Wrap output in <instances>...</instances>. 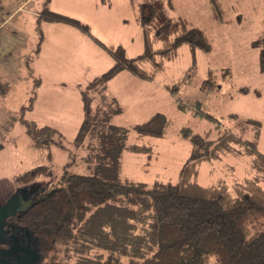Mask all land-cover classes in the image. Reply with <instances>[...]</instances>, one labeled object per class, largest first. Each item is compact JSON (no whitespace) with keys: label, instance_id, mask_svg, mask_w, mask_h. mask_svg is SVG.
Returning a JSON list of instances; mask_svg holds the SVG:
<instances>
[{"label":"trees","instance_id":"1","mask_svg":"<svg viewBox=\"0 0 264 264\" xmlns=\"http://www.w3.org/2000/svg\"><path fill=\"white\" fill-rule=\"evenodd\" d=\"M130 1L136 6L143 43L142 52L135 57L129 56L122 45H106L80 19L51 10L48 1L41 11L38 23H59L79 30L105 50L114 64L81 89L84 120L73 143L83 152L78 165L87 172L70 171L75 161L65 164L50 191L38 190L40 185L34 184L41 175L51 174L45 172L47 166H36L16 177L18 185L34 191L32 198L38 202L11 219L37 238L41 254L37 264H264L261 121L248 120L255 132L253 139L244 140L231 131L210 139L183 127L180 135L192 147L177 182L156 179L146 183L120 174L124 151L153 156L154 147L127 144L128 129L110 123L113 114L121 112L117 100L103 96L105 105L94 106L96 94L124 71L144 81H155L168 62L177 61L182 45L193 51L211 49L202 29L170 14L167 0ZM101 2L110 5L111 0ZM211 4L213 20L225 22L218 0H211ZM252 44L259 49L264 72V35ZM213 74L211 71L202 82L203 90L216 86ZM179 84L165 87L173 94ZM13 88L9 82L0 83V95L7 96ZM33 100L16 113L0 111V148L15 125L21 123L30 139L29 147L46 152L47 160L52 161L51 149L56 146L66 150V138L57 128L26 118ZM178 107L183 109V103L178 101ZM196 114L221 122L200 108ZM171 125L166 114L157 112L133 129L139 140L165 138ZM230 154L249 158V175L233 183L220 178L201 186V165Z\"/></svg>","mask_w":264,"mask_h":264},{"label":"rangeland","instance_id":"2","mask_svg":"<svg viewBox=\"0 0 264 264\" xmlns=\"http://www.w3.org/2000/svg\"><path fill=\"white\" fill-rule=\"evenodd\" d=\"M46 1L0 2V83L9 82L14 86L8 96L0 95V111L16 113L29 105L34 97L33 108L27 110L26 118L60 130L66 138V150L54 146L51 149L53 160H47L46 152H35L29 147L25 127L17 123L0 148V204L23 188L17 184L16 177L36 166H47L49 170L45 172H51L41 175L34 183L40 185L38 190L45 191H50L59 180L65 164L75 161L70 171L87 172L83 165H78L83 152L73 141L84 120L81 89L102 73L99 69L87 73L94 65L78 61L77 37L46 29L47 24H63L38 23ZM218 2L225 20L223 23L213 20L211 0H167L171 15L182 16L191 26L205 32L211 44L209 51H193L188 45H182L177 61L166 64L165 72L158 78L160 83L149 84L133 75L131 82L117 76L96 94L94 106L97 103L98 106L105 105L103 96L117 100L121 112L113 114L110 123L128 129L127 144H151L154 147L153 156L124 151L120 158L122 176L146 183L156 179L177 182L192 147L180 135L183 127H190L210 139H216L222 131H231L244 140L254 137L255 128L248 120H259L262 123L259 149L264 152V72L260 67L259 49L252 44L264 35V0ZM50 5L51 1L48 3L51 9ZM90 14L93 21L80 20L87 23L93 35L106 45H122L132 57L142 52L143 43L138 42L141 27L138 23H130L129 19L122 20L125 16L122 7L108 10L107 24L97 22V11L92 10ZM71 29L84 37L86 45H96L79 30ZM54 45L59 46L56 49ZM98 48L112 61L111 68L114 64L112 57ZM39 59L41 61L36 63ZM43 67L45 73L41 72ZM63 71H66L65 79L55 80ZM211 71L216 86L203 90L201 84L209 78ZM177 82L180 84L173 94L161 88L164 84ZM178 101L183 103V109L178 107ZM199 108L221 122L218 124L197 115ZM157 112L172 120L167 136L139 140L133 127ZM249 171V158L230 154L222 160L204 162L198 183L208 186L220 178L233 183L248 176Z\"/></svg>","mask_w":264,"mask_h":264},{"label":"crops","instance_id":"3","mask_svg":"<svg viewBox=\"0 0 264 264\" xmlns=\"http://www.w3.org/2000/svg\"><path fill=\"white\" fill-rule=\"evenodd\" d=\"M27 1H30V0H27ZM31 1H34V0H31ZM49 1H51V5H50V7H52L51 10L71 16V17L81 19L88 23L89 21H93L90 13L92 10H95L98 12V16L96 18L99 24H107L108 10L113 9L114 7L120 6L123 8V11L125 13V16H123L122 18L123 21H126L129 19L130 23H133V24L138 23L136 6H134L130 0H111L110 5L103 4L101 0H49ZM0 2H2V0H0ZM119 19L121 18L119 17ZM46 29H48V32H55V33H59L65 36L74 35L75 37H77L78 43L77 45H75L76 58L80 62L85 61L87 62L88 65H94L93 68L89 70L87 73H92L99 69L100 70L99 73L101 74L103 73V71H105L112 65V61L105 53H103L96 45H86L85 42L83 41L84 37H82L77 31L71 29V27L69 28V26H66V25L63 26V25H56V24H47ZM128 37L129 39H131L130 36ZM141 41L142 40H141V31H140L138 33V42H141ZM58 46L59 45H54L56 49ZM124 46L127 47L126 45ZM40 61L41 59L37 60L36 63ZM44 70H45V67H43L41 72H44ZM65 74H66V71H63L60 75H57L55 77V80L65 79ZM117 76L128 78L131 82L133 81L132 79L133 77H131L132 75L129 72H121ZM115 78H113L112 80H114ZM146 82L149 84H156V82H158V78L153 82H148V81ZM158 83H160V81ZM41 88L42 86L39 88L42 94ZM161 88H166L165 84ZM260 136H262V132Z\"/></svg>","mask_w":264,"mask_h":264},{"label":"water","instance_id":"4","mask_svg":"<svg viewBox=\"0 0 264 264\" xmlns=\"http://www.w3.org/2000/svg\"><path fill=\"white\" fill-rule=\"evenodd\" d=\"M27 189H19L5 203L0 204V246L5 243V226L7 220L11 217L23 214L32 208L38 202L35 199H28ZM23 255L17 254L16 248L11 247L8 250L0 249V264H37L41 259L39 250L26 246L22 249ZM15 261L9 262L6 258L13 256Z\"/></svg>","mask_w":264,"mask_h":264},{"label":"flooded vegetation","instance_id":"5","mask_svg":"<svg viewBox=\"0 0 264 264\" xmlns=\"http://www.w3.org/2000/svg\"><path fill=\"white\" fill-rule=\"evenodd\" d=\"M25 189V188H21ZM28 192V199H33L32 195L34 194V191L30 188H26ZM18 216V215H17ZM15 216V217H17ZM14 219V217H11ZM11 218L7 220L5 229V243L0 246V249L2 250H8L11 249V247H15L17 254L23 255L22 249H25L26 246H31V248H35L39 250L38 248V241L37 238L33 235L32 232H30L28 229L23 228L17 224V222L13 221ZM9 262L15 261L16 257L13 254L11 257L6 258Z\"/></svg>","mask_w":264,"mask_h":264}]
</instances>
